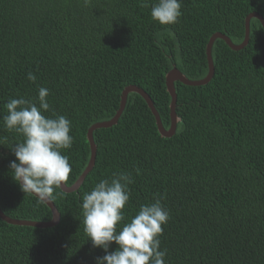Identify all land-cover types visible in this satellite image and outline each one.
Returning <instances> with one entry per match:
<instances>
[{
	"label": "trees",
	"instance_id": "16d2710c",
	"mask_svg": "<svg viewBox=\"0 0 264 264\" xmlns=\"http://www.w3.org/2000/svg\"><path fill=\"white\" fill-rule=\"evenodd\" d=\"M154 2L0 0V208L6 216L52 219L49 207L12 177V148L23 136L3 123L10 99L35 101L38 87H45V115L71 121L73 145L62 150L71 186L90 161L89 128L116 115L126 87L143 89L168 129L166 74L176 65L190 80L203 79L211 36L220 32L241 44L247 16L264 17V0H183L180 22L161 25L151 18ZM227 45L215 41V74L207 85L175 83L181 123L173 137L161 136L140 95H128L118 124L94 132L96 164L82 186L54 193L57 226H15L0 218V264H96L105 252L89 241L80 205L84 192L115 173L134 181L125 222L157 199L169 210L159 237L165 264H264L262 23L251 20L243 49ZM117 248L113 243L109 251Z\"/></svg>",
	"mask_w": 264,
	"mask_h": 264
},
{
	"label": "clouds",
	"instance_id": "9594fccd",
	"mask_svg": "<svg viewBox=\"0 0 264 264\" xmlns=\"http://www.w3.org/2000/svg\"><path fill=\"white\" fill-rule=\"evenodd\" d=\"M182 4L183 0H155L151 18L161 25L178 24ZM27 79L35 83L37 77L29 72ZM49 95V90L41 86L35 101L12 98L5 105L8 114L3 116L6 128L23 136V141L12 148L16 157L9 165L12 177L22 192L34 194L41 203L53 200L56 190L66 187L72 172L69 157L62 154L73 145L72 123L63 115H45L50 110ZM133 182L129 175L115 173L83 193L80 207L84 231L93 247L105 252L96 257V264H165L167 250L160 249L159 237L170 212L157 199L142 204L138 213L125 222L131 197L129 185ZM113 243L118 248L109 251Z\"/></svg>",
	"mask_w": 264,
	"mask_h": 264
},
{
	"label": "water",
	"instance_id": "95a60500",
	"mask_svg": "<svg viewBox=\"0 0 264 264\" xmlns=\"http://www.w3.org/2000/svg\"><path fill=\"white\" fill-rule=\"evenodd\" d=\"M254 18L258 19L262 23L263 28H264V17L262 15H260L257 12H253L249 14L245 21V29H246L245 39L241 44H235L227 35L220 33V32L215 33L211 36L207 44V48H206L209 70H208V74L203 79L190 80L176 67V65H174L173 68L166 74V88H167L169 95L171 96V104H170L171 125L168 129L164 127L161 121V118L159 116V113L157 112L150 96L138 86L130 85L126 87L124 91L122 92L120 107L116 115L110 120L95 123L89 128L87 132V140L90 145L91 156H90V161L86 169L83 171L81 176L78 178V180L73 185L71 186L66 185V187H62L61 190L65 193H72V192L77 191L82 186L86 177L94 169L95 164H96L97 145L95 144V141H94V132L99 129L112 128L113 126L118 124L119 119L121 118L126 108L128 95L130 93H136L140 95L146 101L153 116L155 117L158 131L161 134V136L165 138L173 137L177 132L179 123H181V118L177 115V112H176L178 96L176 93L175 83L180 82L190 87H200V86L207 85L212 80L215 74V67H214L213 58H212V48H213L215 41L217 39L224 40L228 44L227 46L234 51L243 49L250 42L251 20ZM32 195L35 196L34 194ZM45 204L49 207V209L52 212V219L47 222L12 219L3 213L1 208H0V218L6 223L10 225H15V226H29V227H36V228H41V229L55 227L60 222V219H61L60 213L52 200Z\"/></svg>",
	"mask_w": 264,
	"mask_h": 264
}]
</instances>
